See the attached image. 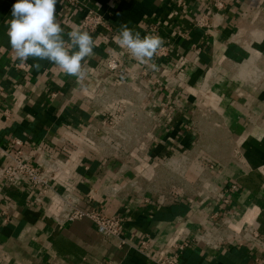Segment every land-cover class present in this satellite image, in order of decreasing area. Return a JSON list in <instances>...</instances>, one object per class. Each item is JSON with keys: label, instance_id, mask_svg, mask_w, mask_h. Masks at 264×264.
I'll return each mask as SVG.
<instances>
[{"label": "crops", "instance_id": "0c3cea01", "mask_svg": "<svg viewBox=\"0 0 264 264\" xmlns=\"http://www.w3.org/2000/svg\"><path fill=\"white\" fill-rule=\"evenodd\" d=\"M216 1L58 0L65 34L85 6L110 15L114 29L91 34V71L78 82L46 60L14 67L7 29L16 0H0V143L18 138L61 163L55 186L76 192L83 208L125 214L128 240L121 245L88 218L58 223L53 194L49 207H35L27 186L0 184V264H157L183 234L214 229L224 215L259 237L200 243L181 263L264 264V0H219L221 9ZM201 15L210 26L194 25ZM125 24L141 37L159 35L170 55L154 56L155 69L134 60L114 42ZM111 50L131 78L95 97L101 83L117 82L104 62ZM146 237L153 246L138 250Z\"/></svg>", "mask_w": 264, "mask_h": 264}, {"label": "built area", "instance_id": "2783aa9c", "mask_svg": "<svg viewBox=\"0 0 264 264\" xmlns=\"http://www.w3.org/2000/svg\"><path fill=\"white\" fill-rule=\"evenodd\" d=\"M70 6L82 5V0H66ZM217 9L224 7L222 1L215 2ZM218 15V14H217ZM216 16V14L211 15ZM210 15H201L195 19L196 27H208L211 25ZM110 15L99 13L93 8L85 6V10L79 19L78 27L82 30L95 34L99 31L105 30L113 34V25L110 22ZM156 30V26L151 27ZM114 36V34L112 35ZM111 37V36H110ZM172 45H163L158 51L157 56L167 57L172 51ZM104 62L107 70L116 78V83H101L93 92L95 97L103 96L106 93L116 90L119 86L127 83L131 78V69L127 67L122 58L111 50L104 57ZM14 67L20 71H27L30 68V63H21L20 61L14 63ZM84 67L91 71L89 66ZM83 82V81H81ZM2 87H0V92ZM56 93H53L55 96ZM7 114V112H6ZM112 119V118H110ZM0 151L6 156L5 163L0 165V184L8 185L14 188H22L27 186L35 193L28 199L30 205L35 207H49L52 201L47 202L48 195L53 194V200L60 202V211L55 214L54 219L58 223H66L76 221L83 218L92 220L97 230L106 236H114L120 240L121 245H127L128 240L125 237L127 217L125 214H116L110 216L102 207L83 208L81 206L82 198L74 191L60 190L55 186V182L64 173V166L56 160L49 159L42 151L37 149V153H31L24 149L23 141L18 138H13L7 146L4 147L0 143ZM168 159L165 160V162ZM170 160V159H169ZM212 168L215 165H211ZM236 186H233L235 189ZM177 192L171 193V200H176ZM149 202V199L145 200ZM224 202L229 203V199L224 197ZM48 203V204H47ZM218 218L217 215L213 216ZM222 222L214 229H206L203 226L198 230V233L189 236L183 234L182 237L174 242L170 248L169 255L160 259H156L157 264H182L181 259L186 250L190 247L200 243L207 245L223 244L227 242H236L243 244L248 237H259V233L255 227L248 229L236 230L231 228V217L229 215L222 216ZM154 240L151 237L144 238L138 245V250H146L153 246Z\"/></svg>", "mask_w": 264, "mask_h": 264}, {"label": "clouds", "instance_id": "9594fccd", "mask_svg": "<svg viewBox=\"0 0 264 264\" xmlns=\"http://www.w3.org/2000/svg\"><path fill=\"white\" fill-rule=\"evenodd\" d=\"M57 3L58 0H16L7 29L14 53L12 59L22 64L29 58L46 60L61 73L81 82L88 76L84 67L86 58L94 56L93 50L97 45L90 33L78 26H73L65 34L57 19ZM114 42L134 60L153 69L156 67L153 57L164 44L159 35L141 37L139 32L134 33L126 24L121 26Z\"/></svg>", "mask_w": 264, "mask_h": 264}]
</instances>
